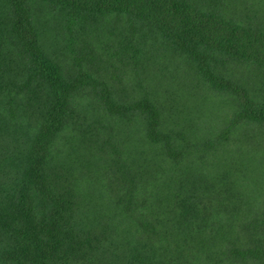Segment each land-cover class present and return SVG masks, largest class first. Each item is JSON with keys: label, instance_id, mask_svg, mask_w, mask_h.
<instances>
[{"label": "trees", "instance_id": "16d2710c", "mask_svg": "<svg viewBox=\"0 0 264 264\" xmlns=\"http://www.w3.org/2000/svg\"><path fill=\"white\" fill-rule=\"evenodd\" d=\"M0 264H264V0H0Z\"/></svg>", "mask_w": 264, "mask_h": 264}, {"label": "rangeland", "instance_id": "374dc122", "mask_svg": "<svg viewBox=\"0 0 264 264\" xmlns=\"http://www.w3.org/2000/svg\"><path fill=\"white\" fill-rule=\"evenodd\" d=\"M196 115H199V114H196ZM204 116H207L208 117V115L206 114V115H204ZM207 117H205V121H210V118L208 117V120H207ZM204 119V118H203ZM207 123H209V122H207ZM201 127H203L202 129H201V131H203L204 129H205V124L203 125H201Z\"/></svg>", "mask_w": 264, "mask_h": 264}]
</instances>
